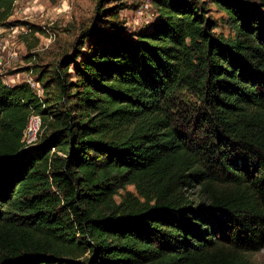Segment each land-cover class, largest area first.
Here are the masks:
<instances>
[{
	"label": "trees",
	"instance_id": "obj_1",
	"mask_svg": "<svg viewBox=\"0 0 264 264\" xmlns=\"http://www.w3.org/2000/svg\"><path fill=\"white\" fill-rule=\"evenodd\" d=\"M152 4L136 34L84 30L41 95L0 74V264H251L264 247V0Z\"/></svg>",
	"mask_w": 264,
	"mask_h": 264
},
{
	"label": "rangeland",
	"instance_id": "obj_2",
	"mask_svg": "<svg viewBox=\"0 0 264 264\" xmlns=\"http://www.w3.org/2000/svg\"><path fill=\"white\" fill-rule=\"evenodd\" d=\"M259 1L240 0L251 4ZM97 3L98 0H14L12 14L5 24H0V74L5 82L25 81L41 95L38 72L53 68L64 55L73 53L84 30L93 32L102 28L110 32L117 28L136 34L153 22L157 14L152 0H101L100 14L95 13ZM207 6V15L217 22L215 31L228 34V28L220 20L224 13L210 3ZM107 8H117V21L107 16ZM87 48L86 43L82 51ZM35 124L39 128L40 118L33 116L29 129L35 128ZM38 131L25 132L27 145L34 144ZM246 256L251 264H264V247Z\"/></svg>",
	"mask_w": 264,
	"mask_h": 264
},
{
	"label": "built area",
	"instance_id": "obj_3",
	"mask_svg": "<svg viewBox=\"0 0 264 264\" xmlns=\"http://www.w3.org/2000/svg\"><path fill=\"white\" fill-rule=\"evenodd\" d=\"M34 116H35L36 118H39V116H36V115H34ZM32 117H33V116H32ZM38 121H39V120H38ZM38 126H39V125H38ZM37 129H38V127L36 128V124H35V128L33 127L32 130L29 129V126H27L25 132H27L28 130L33 131V132H36ZM25 132H24V135H25Z\"/></svg>",
	"mask_w": 264,
	"mask_h": 264
}]
</instances>
